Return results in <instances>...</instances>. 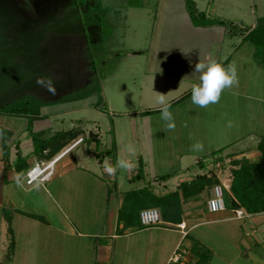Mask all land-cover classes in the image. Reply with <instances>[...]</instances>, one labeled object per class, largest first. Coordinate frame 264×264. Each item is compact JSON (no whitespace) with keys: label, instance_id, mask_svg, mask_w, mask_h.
<instances>
[{"label":"rangeland","instance_id":"374dc122","mask_svg":"<svg viewBox=\"0 0 264 264\" xmlns=\"http://www.w3.org/2000/svg\"><path fill=\"white\" fill-rule=\"evenodd\" d=\"M22 1L27 5L26 8L22 7V9L32 17L36 16L37 13H41L42 10L44 11V8L50 7L52 2L51 0H48L49 2L46 0ZM165 1L173 2L176 10L175 13H172V16H176V22H182L181 12L177 10L179 5L178 0H172V2L171 0ZM179 1L182 2L183 0ZM241 1V13L246 12L247 17H242L243 22L237 23L232 20H225L221 16V18L217 17L219 14H226L230 17L234 13L232 9L222 8L225 7V4L222 2L219 3L215 0L216 6L212 10V1L207 5L203 0H194L196 2L195 7L197 6V10L203 11L204 17L211 20H224L225 23L222 25L233 36L231 39L232 42H236L235 40L238 38L241 39V37H244L243 33L250 26L249 24L256 21L255 26L258 22L257 17L256 20L252 19L254 18L253 12L255 11L253 6H249L248 1ZM15 2L17 4V0ZM156 7H158V0H67L66 4L58 9L59 13L79 9L77 14L68 18L67 21L61 22L60 27L67 29L66 27L72 24L71 19L79 15L78 20H74L73 23L78 28L76 30L73 29V32H77V38L82 45L74 49V46L71 45L73 37L61 32L60 34L69 36V41L65 43L63 52L58 55L56 62L57 69L52 70L53 77L56 79L67 80L68 77H71V81L68 83L69 86L64 88L63 93L57 95L51 93L34 95L46 102L40 108L41 127L46 126L42 130L35 131L33 129L34 120L29 125L28 118L25 116H6L0 114V125L3 129L11 131L12 135H16L15 124L25 121L29 125L26 133H28L30 140L27 141H31L32 144H34L32 140L34 136L46 142V140L50 141L51 139L49 138L57 134L58 131H66L68 129L79 131V134L68 143L81 141V144L76 146L71 151V154L76 156L77 166L85 169V171L78 169L80 172L73 171L61 179L54 180V182L62 183L70 177L73 186L71 189L64 191L70 197L69 201L72 204H62L63 211L67 213L68 218L66 217V220L69 221L68 223L70 225L75 227H73L75 232H85L91 234V237L79 238L75 234L67 233L57 235L50 241V252L48 253L46 248H43L45 245L42 241L41 230L46 227L42 222H39L40 225L37 226L29 225L24 230L18 229L16 226L17 223L14 222V227L17 228L16 233L13 235L9 233L3 245L1 241L2 237L0 236V264H82L84 257H87L88 261L91 254L93 257V252L98 244L97 242L105 241V238L110 234L108 227L116 222H122L126 227L136 225L141 229L150 228V226L155 225H160L161 228L167 229L174 228L175 224L166 222L164 219L152 225H142L139 223L138 211L140 209L138 210V208L142 204L137 202V191L144 186L147 190H150L149 185L154 183L151 177L165 174L171 176L164 182L168 188H171L170 184H175L176 180L178 183L180 182L178 178L185 179L190 176L184 175L185 173H191L192 175L204 173L208 177L214 176V178L216 176L215 180L211 177L209 184L219 182L223 187L225 208L217 212L209 213L204 205V202L206 203L208 198L207 190L201 193V206L199 207L201 210L200 218L205 223L192 231V235L200 237L202 242L200 246L202 249L208 248L209 250L210 256L207 264H231L233 257L236 256L238 250L235 241L238 227L236 229L235 226L238 224V221L236 223L234 221H210L222 215H233L234 211L237 210L231 204V200L234 199L232 191L230 188L226 189L224 186L231 182V176H228L229 170L227 169L220 174L217 173L219 167L214 162L215 158L210 155L212 151L219 153L218 151L221 149L213 150L215 145L209 140H204L202 142L204 149L200 151L202 155L198 156L200 160L198 161L197 158L191 156L193 150L190 146L195 141H183L181 137L182 131L188 128L189 125L184 124L185 121L183 122L182 117H176L177 115H182L181 106L184 102L182 97L172 104L169 102L171 104L170 111L174 116V130H168L166 128V123L160 118L159 110L155 109L153 113L149 109L154 106L160 107L156 102L157 92L164 94H166L165 92L169 94L174 93L169 89L172 87V84L165 83L164 85L160 82V79L163 81L166 79V76L153 73V68L159 63L158 60L166 58L165 54L160 55L158 53L162 50L164 52L165 49H167L166 51H170L169 49L175 51L181 47L177 44L179 38L176 41L167 38L165 33L167 28L161 22L155 23L154 15ZM233 16L232 18H235ZM165 17H168V14L162 11L160 19L163 22L165 20L164 23L166 24L168 19H165ZM184 29L183 32L182 29H176V31H179L180 35H182L187 31L185 26ZM154 37L160 40L155 41L153 44ZM165 38L171 40L169 41L171 44H165L163 41ZM161 42L163 45H161ZM248 45H250L249 42L242 44L239 47V51L234 54H232L233 49L230 51L228 49L235 46L225 44L222 46L225 52H228L226 57L223 56L224 58L229 57V54L232 55L230 63H233L235 54L241 60V62H238L235 59L236 61L234 62L238 74V83L233 86L238 87L236 99L239 106L238 115L235 116L234 110H231L229 113L224 114L223 119H220L216 123L218 126H213V124L209 125V128L213 130L216 127L220 128L221 136L226 139H222L220 144L227 141V138L234 137L233 142L222 153L226 151L239 152V150L246 152V149L257 145L260 138L264 137V67L259 65L255 57L250 62L245 60L249 57L247 56ZM251 46L254 49V45L251 44ZM159 48L161 49L156 53ZM153 54L155 58L154 60H150ZM211 54L212 58L215 57L216 59V57H219L216 52L215 54ZM240 56H245V58H241ZM220 59L222 58L220 57ZM174 60L178 61L179 58ZM248 64H251V67L245 70ZM224 65L227 64L225 63ZM173 67L175 69L173 73L177 74L178 71L176 70H179V67H175L174 65ZM86 71L88 77L85 74ZM244 78L247 79V84L244 82ZM244 85H246V89L242 90ZM167 96L169 95L167 94ZM247 102L249 105H253V108L256 110L254 115L250 117L254 124L249 121L248 115L246 114L248 110H245V116L243 115L242 105ZM221 104H225V100ZM192 105L190 104L189 107L185 108V112L188 113ZM224 109L228 111L230 107L226 105ZM146 111H150L148 112L149 115L143 118L142 116ZM245 118L247 126L243 121ZM229 121H232L231 127H228ZM256 121H258L257 126ZM203 129L202 131L204 132L205 130ZM243 129H245V132H243ZM13 130H15V134ZM239 134L242 136L240 140H236L235 137ZM80 136L82 137L80 138ZM58 138L60 137L58 136ZM128 143H132L135 146L136 153L134 156H128L126 152L125 146ZM37 145H40V143H37ZM13 150L12 148L10 151V161L15 160L16 157ZM109 150H111V153H109ZM2 155L3 157L6 156L4 153ZM118 156L130 159L134 167L127 171L118 169L114 175H109L104 169V163L111 162L115 165ZM225 159L220 156L217 161L222 165V163L227 162ZM53 163L51 165L49 164L50 166H48V170L46 169L47 171L45 170L46 174L51 173L49 168L53 166ZM140 164L143 166L144 176L130 180L140 168ZM88 169H91V174L88 172ZM174 173H180L183 176L177 178V176H174ZM23 182H25V178ZM95 182L100 183L97 196L93 195L92 190V186L93 188L97 187ZM33 184L34 191L39 192L40 189L36 187V182H33ZM104 186H107L111 191L107 207L105 206L104 200H101L103 196H98L101 191H104ZM100 187H103V189ZM18 191L22 196V191ZM121 193H123L122 196L120 195ZM24 194L28 195V192ZM116 196L118 198H115ZM117 201H121L118 208L116 207ZM148 206L156 207L159 210L161 209L159 206ZM5 207L7 209L4 214H2L0 208V222L3 217H9L8 212L11 214L14 212L15 219H17V216H20L19 212L9 202ZM239 209L242 210L244 215L249 213L244 207H239ZM109 215H111V219H109ZM38 217L40 220H43L42 216ZM243 222V233L251 237L252 231L248 228L252 226L248 224L247 219L243 220ZM233 223L236 225H231ZM27 229L26 234L25 231ZM119 231L117 230V232ZM32 232L34 233L33 235L31 234ZM153 232H156L157 235L160 234L157 231ZM148 233V231H144L143 233L130 237L129 240L135 237L143 238ZM30 235H32L30 237L31 240L28 239ZM246 235L243 237H246ZM40 239L41 241H39ZM12 243H14V248ZM139 243L144 248L143 251L135 253L129 252L125 255L127 260H131V264H144L146 262L144 258L146 241L144 242L141 239ZM118 245L119 241L117 239L111 244L113 252L112 264H121L123 258H125L119 253ZM55 246H61L62 248L69 247L70 251L67 249L60 252V250H56ZM76 249L77 251L75 252ZM154 252L156 250H153ZM26 255H28L27 258ZM152 255L149 258L148 264H155L158 261H155ZM244 256L243 254V257L237 259L240 264H264V262H252ZM54 258L56 260H53Z\"/></svg>","mask_w":264,"mask_h":264},{"label":"crops","instance_id":"0c3cea01","mask_svg":"<svg viewBox=\"0 0 264 264\" xmlns=\"http://www.w3.org/2000/svg\"><path fill=\"white\" fill-rule=\"evenodd\" d=\"M205 4H210V1H212V10H214L216 4L215 0H203ZM220 0H216V2H219ZM245 2L248 1L249 6H253L255 11L253 12L252 19H257L259 17H264V0H244ZM172 2V0H171ZM225 4V7L227 9H232L233 17H228L226 14L221 15L219 14L217 17L232 20L233 22L242 23L243 19L242 17L246 18L247 13L242 12V1L241 0H221L219 3ZM251 2V3H250ZM160 3V5H159ZM178 7L177 10L181 12V18H183L182 22H176V16H172V13H175L176 7L174 6L173 2L170 3L169 1L166 2L165 0H158V7H156V12L154 15V20L156 22H161L162 25H164L166 29V36L167 38L174 39L176 41L177 38H179V44L181 47L177 48L175 51L172 49H169L170 51L163 52L158 51L163 48H159L156 53L163 55H166V58L158 60V64L155 68H153V73L166 76V79L163 81L160 79L161 84L163 83H169L172 84V87L169 88L170 91L174 92L172 94H168L169 96H166L167 102H170L171 104L174 101L180 100V97L183 98V103L181 106L182 115H177L176 117H182L184 124H188L189 127L184 129L182 131V139L183 141H201L209 140L211 143L215 145L216 149H221L217 155L222 156L227 161L226 163H219L218 161L215 162L216 166L219 167V170L217 173L225 172L227 169L229 170V177L231 176V168L233 165L231 164V159H238V158H247L249 161H257L260 158V152L257 150L256 145L253 147L251 146L250 149H246V152L243 150H239V152H223V150H226L231 142H233L234 137L227 138L228 140L220 144L222 139L226 140L223 136L220 134V128L216 127L214 130L212 128H209V125L218 126L216 123L220 119H223V115L226 113H229V111L234 110L235 116L238 115L239 106L237 99V89L238 87H233L229 89H225L222 92V95L220 97V100L216 104H211L206 108H198L195 105L191 106V110L189 112H185V108L189 107L191 104V85L195 82H198L199 73H193L195 64L199 62V60H207L212 59L211 53L219 55V57H216L217 60L222 61L223 64H229L230 58L232 55L229 54V57H226L228 55V52H225L223 49V45H233L235 47H231L228 49V51L233 49V53H236L239 51V47L242 44L250 43L248 45V53L245 60L250 62L251 59H254V49L251 46V42L249 40H246L245 37H241V39L235 40L236 42H232V35L227 32V29L223 27L222 24H208V25H195L185 8V1L183 0L180 2L178 0ZM196 3V2H195ZM197 5V4H196ZM230 5V6H229ZM233 5V7H232ZM197 7V6H196ZM162 11L165 12V14H168V17H165V19H168L166 24L160 19ZM177 11V13H178ZM203 12V11H202ZM239 12V13H238ZM238 13V14H237ZM241 13V14H240ZM251 13V12H249ZM171 14V15H170ZM257 14V15H255ZM239 15V16H238ZM163 16V15H162ZM180 16V15H179ZM221 16V17H220ZM257 17V18H256ZM185 18L187 19L185 21ZM221 20V19H220ZM224 21V20H223ZM256 21H253V23L249 24L250 26L247 28H251L254 26ZM177 24V25H176ZM184 26L186 27L187 31L180 35L179 31H176V29H182V32L185 30ZM219 28V29H217ZM224 28V29H223ZM168 30V31H167ZM177 34V36H176ZM245 33H243V36H245ZM228 36V37H226ZM160 39L157 37H154V42L159 41ZM165 44H171V40H168L165 38L163 40ZM162 43V42H161ZM163 45V43L161 44ZM253 45V44H252ZM217 46L216 48H214ZM251 46V47H250ZM181 49L188 53L185 55ZM164 55V57H165ZM224 56V57H223ZM246 56V55H245ZM245 56H240L241 58H245ZM220 57L222 59H220ZM155 56L154 54L151 55L150 60H154ZM178 61H175L174 59H178ZM215 58V57H214ZM235 62L237 59L238 62H241V60L238 58V55L235 54V57L233 58ZM175 67H179V70L177 74H174L173 71H175L173 65ZM249 67H251V64H248V66L245 67V70H247ZM159 69H162V72L159 71ZM264 70V69H263ZM176 76V77H175ZM174 77V78H173ZM169 81V82H167ZM171 81H173L171 83ZM244 82H247V79L244 78ZM247 84V83H246ZM241 88V86H240ZM246 89V85H244V88L242 90ZM230 95V96H229ZM172 96V97H171ZM178 99V100H177ZM225 100V104H221V102ZM227 102H229L227 104ZM228 105L230 107V110L225 111V107ZM241 107V106H240ZM243 107V115L245 116V110H248L246 113L248 115L250 123L254 124L253 120L250 119L251 116L254 115L256 112L255 108H253V105H249V103H245L242 105ZM252 107V108H251ZM150 111H155V109L159 110V107L154 106ZM174 109V108H173ZM150 111H146L145 114L142 116L143 118L148 117ZM173 111V110H172ZM242 114V113H241ZM151 116V115H150ZM174 117V116H173ZM152 118V117H151ZM159 118V117H158ZM160 119V118H159ZM158 119V120H159ZM244 124L247 126L246 118L243 120ZM248 121V123H249ZM164 123L167 124L166 121L163 120ZM256 121V126H257ZM223 123V120H222ZM15 124V122H13ZM224 124V123H223ZM28 124L23 121L21 123L15 124L16 128V135H12V137L8 141V145L10 146V151L13 148L14 154L16 155V151L19 148L21 151V155L23 157H26V163L28 165V169L34 165L36 162L40 163V166L45 165L48 161H50L55 156H58L57 160L53 163V166L49 168L51 170V173L46 174V171L43 172V174H46L43 179H38L33 182H36V187L40 189L39 192H35L33 187L34 184L27 183L26 182V176L24 171H17L14 168L13 160L10 161V152L8 155V158L5 159L3 157L2 149H1V142H0V208L2 214H4L5 210L7 209L5 206L9 202L11 205L14 206V209L19 212L20 216H17V219H15V215L10 212H8V219L7 217H3L0 222V236L2 237V245L5 244L7 237L9 233L12 235L16 233V229H25V227L29 225H40L39 222H42L45 225V229L41 230V237L42 241L44 242V247L46 250L49 251V244L50 241L53 240L54 237L60 234H75L79 238H89L91 237V234L85 233V232H75L73 229L75 228L73 225H70L66 220L67 213L66 211H63L62 204L64 203L67 205V203H71L70 197L65 193L64 190L71 189L72 188V180L69 179L62 183L57 182L55 183L54 180L61 179L62 177H65L68 173H72L73 171H79L85 169L79 168L76 163V156L71 154V151L76 148L79 144H81V141H78L77 143H67L66 147H64L62 150H59L52 158L46 159V158H39L35 154H31V151L33 149V144L30 140V137L26 131L28 130ZM47 125V124H46ZM200 127H199V126ZM34 130H42L44 127H41L40 117L35 119L33 121ZM205 130L204 132L202 131ZM15 130H13V133L15 134ZM63 131V130H62ZM242 132V131H239ZM243 132H245V129H243ZM242 134V133H241ZM241 134L237 135L235 137L236 140H240ZM25 136V137H22ZM82 136H80L81 138ZM92 139V138H91ZM78 140V139H77ZM83 141V138H82ZM235 142V141H234ZM212 148V147H211ZM211 150V149H210ZM211 152V151H210ZM213 152V151H212ZM230 154V155H228ZM202 155V152L200 151H192L191 156L193 158H197V160H200V156ZM230 156V157H229ZM103 162V161H102ZM51 165V164H50ZM49 165V166H50ZM141 165V164H140ZM221 165V166H219ZM142 166V165H141ZM48 168V167H47ZM80 169V170H78ZM221 170V171H220ZM136 171V170H135ZM142 171L144 176V169L142 166ZM88 172L91 174V169H88ZM179 172V171H178ZM77 173V172H76ZM75 173V174H76ZM176 174V175H175ZM198 174V173H196ZM195 174V175H196ZM184 175H190L189 177L184 178H178L183 176L180 173H174V176H177L178 179L181 181L191 180V178L194 176L191 173H185ZM80 177V176H79ZM171 177V176H170ZM170 177H167L165 179H157V176L151 177V180H153L154 183L149 185V189L151 192H153L155 195H164L168 194L172 191H175L177 189L178 183L176 180L175 184H170L171 188L167 187V184L164 182L167 181ZM25 178V182H23V179ZM216 179V176H215ZM150 180V181H151ZM160 180V182H159ZM231 180V177H230ZM229 180V182H230ZM215 184H221L219 182H216ZM230 184V183H229ZM229 184H223L225 188H229ZM54 188H53V186ZM95 185L97 187L93 188V195L97 196L98 190L100 186V183L95 182ZM50 186V187H49ZM104 191H101V193L98 196H103V199L105 202V206L107 207V204L109 203V198L111 191L107 186H104ZM210 187H206L203 189L197 197H189L184 199L182 194H180L179 198L181 200V206H182V212L180 215V221L179 223H173L175 224L174 228H161L160 225L150 226V228H138L136 225H132V227H126L124 223L122 222H116L115 224L108 227V231L110 234L105 238V241L97 242L95 251L93 252L89 258L84 257L82 264H112V248L111 244L114 243L115 239L119 241L118 248L120 250L119 253H121L122 257H125L129 252L135 253V252H141L143 251V247L139 243L141 239L146 241V252H145V263L148 264L149 258H155V261H157L155 264H184L187 261L194 262L197 259L196 251L201 247L200 244L201 239L200 237H195L192 235V231L196 230L198 227L203 225L205 222L201 220V210L199 207L201 206V193L207 190V196H209ZM22 191V196L19 194V191ZM28 195L24 194L27 193ZM121 196L123 193L120 194ZM115 198H118L117 196ZM208 199V198H207ZM207 201V200H206ZM60 202V203H59ZM100 202V201H99ZM121 201L116 202V207H119V204ZM17 204V205H15ZM69 204V205H70ZM204 205L206 207V203L204 202ZM62 206V207H61ZM105 207V208H106ZM207 209V207H206ZM14 210V211H15ZM232 210V209H231ZM242 211V210H241ZM161 212V211H160ZM210 213V212H209ZM213 213V212H212ZM34 216H42L43 220H40L39 217ZM109 215V219H111ZM68 218V217H67ZM247 219L248 224L250 226L248 229L252 231L251 237L247 236L245 233H243V220ZM16 220V221H15ZM163 220V218H162ZM111 221V220H110ZM212 222L217 221H238V224H231L236 225L235 228L238 227V232L236 234V248L238 250L235 257H233L231 264H240L237 259H240L243 257V254L245 255L248 260L252 262H264V212L259 213H247V215L244 213L241 217L235 216V213L233 215L227 214L226 216L222 215L217 219L210 220ZM14 222H16L17 228L14 227ZM167 222V221H166ZM169 222V221H168ZM209 222V221H208ZM12 223V224H11ZM248 226V225H247ZM74 227V228H73ZM10 228V231H9ZM134 228V229H131ZM117 230H120L117 232ZM135 230V231H133ZM28 231V229L25 231V233ZM144 231H148L149 233L145 237H135L132 240H129L130 237L137 235L139 233H143ZM160 234H156V232ZM250 232V231H249ZM108 233V232H107ZM162 233V235H161ZM165 233V234H163ZM27 234V233H26ZM34 234L33 232L31 233ZM30 235L28 237L29 240ZM93 235V233H92ZM246 237H243L245 236ZM110 238L112 239L110 241ZM27 239L28 242H30ZM13 240V239H12ZM187 240V241H186ZM41 241V239L39 240ZM83 241V240H81ZM13 242V241H12ZM122 242V243H121ZM243 242V243H242ZM11 243V242H10ZM14 248V243H12ZM56 250H60L62 252L63 250L69 249V247L62 248L61 246H55ZM10 248V247H9ZM8 248V249H9ZM7 249V248H6ZM153 250H156V252L153 253ZM13 251V249H12ZM70 251V249H69ZM77 249L75 250V252ZM82 251V250H81ZM179 253V254H178ZM45 254V252H44ZM156 254V255H155ZM176 254L179 255V259L177 261H170L173 255L176 256ZM154 256V257H153ZM28 255H26V258ZM127 257L123 258V261L121 264H131V260H127ZM61 259V255H60ZM53 260H56L54 258Z\"/></svg>","mask_w":264,"mask_h":264},{"label":"trees","instance_id":"16d2710c","mask_svg":"<svg viewBox=\"0 0 264 264\" xmlns=\"http://www.w3.org/2000/svg\"><path fill=\"white\" fill-rule=\"evenodd\" d=\"M185 8L191 18V21L195 25H208V24H224L225 22L220 19H208L204 17L202 11L197 10L195 7L194 0H184ZM260 21V22H259ZM259 22V24H257ZM258 22L252 28H246L245 39L249 40L254 45V57L259 65L264 67V17H259ZM66 98V97H65ZM46 102L37 98L32 94H26L20 98L14 99L10 103H7L0 107V114L6 116H25L28 118L30 123L39 118L40 108L45 105ZM31 119V120H30ZM28 125V127H29ZM77 130L68 129L66 131H58L57 134L52 135L49 139L50 141L44 142L39 140L37 136L32 138L33 149L31 154H35L39 158H52L61 148H63L71 139H74L79 133ZM11 131L3 129L0 125V142L2 152L6 155L5 159L8 158L10 152V146L7 144L11 138ZM58 136L60 138H58ZM40 143V145H37ZM257 149L260 151V158L257 161H249L247 158L231 159V182L230 190L232 191L234 199L231 200V204L234 208L239 209V207H244L249 213H259L264 212V137H261L256 145ZM221 151V150H220ZM219 152V151H218ZM111 153V150H109ZM215 158L214 162L220 158L219 155L214 151L210 154ZM230 155V154H228ZM222 157V156H221ZM230 157V156H229ZM26 157L21 155V151L18 148L16 151L15 160H13L14 168L17 171L28 170V165L26 163ZM143 175L142 166L134 177L140 178ZM170 177L169 174L157 176V179H165ZM211 177L215 180L214 176L208 177L207 174H196L191 180L181 181L177 189L168 194L155 195L146 187H141L137 191V202L142 205L139 206L138 210L152 206H159L161 209L162 218L166 221L179 223L181 209V200L179 198L182 194L183 198L197 197L199 193L206 187L214 185L209 184L211 182ZM140 196V197H139ZM122 207V204H121ZM138 211V217L139 212ZM38 217V216H34ZM8 219V218H7ZM9 221V219H8ZM140 223V221H139ZM10 231V228H9ZM197 259L194 262L187 261L184 264H207L209 259L208 248L200 247L197 251Z\"/></svg>","mask_w":264,"mask_h":264},{"label":"water","instance_id":"95a60500","mask_svg":"<svg viewBox=\"0 0 264 264\" xmlns=\"http://www.w3.org/2000/svg\"><path fill=\"white\" fill-rule=\"evenodd\" d=\"M51 1L50 7L32 17L15 0H0V107L26 94L51 93L37 83L38 78L45 84L50 80L55 86V95L69 86L71 77L56 79L52 70L57 69L58 55L69 41V36L60 33L72 31L61 28L60 23L77 14L79 9L55 19L67 0Z\"/></svg>","mask_w":264,"mask_h":264},{"label":"clouds","instance_id":"9594fccd","mask_svg":"<svg viewBox=\"0 0 264 264\" xmlns=\"http://www.w3.org/2000/svg\"><path fill=\"white\" fill-rule=\"evenodd\" d=\"M181 51L185 55L188 54L182 49ZM159 71L162 72V69H159ZM193 73H199V77L198 82H195L191 85V104L198 108H206L211 104L218 103L222 92L225 89L232 88L238 83L237 67L234 62L224 65L222 61H219L215 58L207 60L200 59L199 62L195 64ZM37 83L46 87L49 92L55 95L56 89L50 80L45 84L41 78H38ZM166 96L167 94L157 92L156 102L160 106V118L167 122L166 128L168 130H174L175 122L173 119V114L170 111L171 104L167 102ZM231 126L232 121H229L228 127ZM190 147L193 151H203L204 149L203 143L198 140L195 141ZM125 148L128 156L135 155L136 149L132 143H128ZM133 167V162L123 156L117 157L115 165H113L111 162L104 163V169L109 175H114L118 169L127 171Z\"/></svg>","mask_w":264,"mask_h":264},{"label":"built area","instance_id":"2783aa9c","mask_svg":"<svg viewBox=\"0 0 264 264\" xmlns=\"http://www.w3.org/2000/svg\"><path fill=\"white\" fill-rule=\"evenodd\" d=\"M57 158L58 156H55L43 166H40V163L38 162L32 165L25 173L26 182L32 183L35 180L43 179L45 176V174H43L45 168L49 166V164H52ZM206 207L209 212H217L225 208V202L223 198V187L221 184H214L210 188L209 196L206 201ZM234 213L237 217H241L243 214L240 209L235 210ZM139 219L142 225H152L161 222L162 215L158 208L147 207L140 210ZM178 259L179 255L176 254V256L173 255L170 261L174 262Z\"/></svg>","mask_w":264,"mask_h":264},{"label":"flooded vegetation","instance_id":"af4514ba","mask_svg":"<svg viewBox=\"0 0 264 264\" xmlns=\"http://www.w3.org/2000/svg\"><path fill=\"white\" fill-rule=\"evenodd\" d=\"M17 5L19 6V7H23V8H26L27 7V5L25 4V2H23L22 0H17ZM67 9V8H66ZM65 9V10H66ZM67 12H64V13H59V12H57V14L55 15V19H59V18H62L63 17V15L64 14H66ZM78 18H79V15L78 16H75V18H72L71 19V22H72V24L69 26V27H66L68 30H72V31H67V32H65V34H67V35H69V36H72L73 37V39H72V46H74V49H75V47H77V46H79L80 47V45H82L81 44V42H80V40L77 38L78 36L76 35L77 34V32H73V29H76V28H78L76 25H74L73 23H74V20H78ZM64 35V34H63ZM85 74H87L86 76L88 77V73H87V71H86V73ZM80 82V81H79Z\"/></svg>","mask_w":264,"mask_h":264}]
</instances>
